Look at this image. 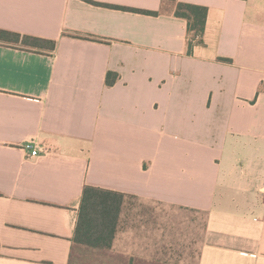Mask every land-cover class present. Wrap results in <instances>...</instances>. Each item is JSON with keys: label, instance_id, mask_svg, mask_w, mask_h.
Returning <instances> with one entry per match:
<instances>
[{"label": "crops", "instance_id": "0c3cea01", "mask_svg": "<svg viewBox=\"0 0 264 264\" xmlns=\"http://www.w3.org/2000/svg\"><path fill=\"white\" fill-rule=\"evenodd\" d=\"M89 1L0 0L56 42L0 40V264H264V0H177L192 54L172 2ZM87 186L128 197L109 249L74 242Z\"/></svg>", "mask_w": 264, "mask_h": 264}, {"label": "trees", "instance_id": "16d2710c", "mask_svg": "<svg viewBox=\"0 0 264 264\" xmlns=\"http://www.w3.org/2000/svg\"><path fill=\"white\" fill-rule=\"evenodd\" d=\"M90 3L98 4L87 0ZM170 1L174 4L175 17L188 22V53L192 54L195 45L204 44V34L208 20V8L194 4L182 3L177 0H163V4ZM116 8V7H114ZM148 15H159L158 12L131 10ZM0 40L20 43L37 49H56V42L42 38L23 36L5 30H0ZM119 76L109 73L107 86H114ZM125 194L87 186L84 189L79 212L74 242L77 245L94 249L111 248L118 231L122 209L127 200Z\"/></svg>", "mask_w": 264, "mask_h": 264}, {"label": "built area", "instance_id": "2783aa9c", "mask_svg": "<svg viewBox=\"0 0 264 264\" xmlns=\"http://www.w3.org/2000/svg\"><path fill=\"white\" fill-rule=\"evenodd\" d=\"M25 150L30 158H40L49 153V148L38 144L35 140L28 142Z\"/></svg>", "mask_w": 264, "mask_h": 264}]
</instances>
